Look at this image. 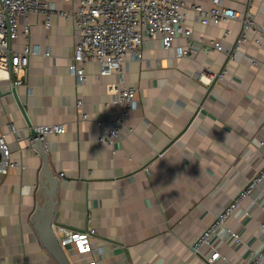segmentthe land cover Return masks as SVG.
<instances>
[{"label": "crops", "instance_id": "0c3cea01", "mask_svg": "<svg viewBox=\"0 0 264 264\" xmlns=\"http://www.w3.org/2000/svg\"><path fill=\"white\" fill-rule=\"evenodd\" d=\"M51 1L63 10L79 3ZM181 1L208 9L217 0ZM220 1L240 18L250 11L264 34V0ZM182 12L189 40L177 37L168 50L159 39L146 40L142 59L129 58L121 78L88 63L81 86L69 70L77 41L72 21L53 15L47 25L44 14H31L25 37L20 19L14 47L39 52L14 75L0 71V135L18 165L0 182V264H60L42 239L50 184L29 140L43 124L66 128L47 136L48 166L58 179L51 224L93 228L102 264H210L216 250L221 257L211 264H241L263 244L264 180L210 245L191 250L264 164V37L257 42L248 31L238 42L240 20L204 26L193 10ZM213 40L223 49L211 48ZM120 80L138 89L137 105L114 145L101 146L98 137L118 112L109 86ZM70 251L72 264H85Z\"/></svg>", "mask_w": 264, "mask_h": 264}, {"label": "built area", "instance_id": "2783aa9c", "mask_svg": "<svg viewBox=\"0 0 264 264\" xmlns=\"http://www.w3.org/2000/svg\"><path fill=\"white\" fill-rule=\"evenodd\" d=\"M74 5L76 0H66ZM193 10L204 26L211 23L219 24L229 19L240 20L242 34L238 42L245 41L246 33L254 31L256 41L264 37L261 26L254 15L248 11L242 18L238 12L222 5L220 0L214 5L204 9L200 4L193 2L186 4L181 0H79L77 6L69 10L57 9L51 0H0V71L12 75L26 69L30 57L38 54L37 47L26 45L23 49H16L15 42L20 34V19H23V34L29 36L30 26L27 23L31 14H44L46 24H49L53 15L61 16L72 21L77 41L74 45L69 70L76 79L77 86H81L86 78L85 66L88 63H98L103 74L117 73L120 78L127 60H141L142 47L146 40L159 39L165 50L173 46L177 37L189 40L192 29L188 25L186 14L182 8ZM204 42V38L200 39ZM211 48L222 50V40H213ZM235 50L234 52L236 51ZM234 52L230 55L233 57ZM186 51H180L183 56ZM15 85H21L22 80H16ZM109 91L112 101L118 106V112L109 122L105 134L98 137L99 145L113 146L121 136L125 121L137 105L138 89L125 86L120 80L111 84ZM83 104L82 98L77 106ZM83 119L85 114H81ZM103 126V122H99ZM11 132L20 140L18 130L13 123L9 124ZM37 137L31 136L30 147L34 153L41 155L37 140L47 151L49 134H63L66 128L62 124H43L35 126ZM18 165L12 159L11 151L0 135V182L1 178ZM62 173L59 177H62ZM264 180V164L262 168L248 181L230 202L214 216L212 221L193 240L191 250L199 254L201 249L211 244L212 238L225 225L226 221L241 207L243 201L249 198L259 184ZM264 230V222L261 224ZM53 235L69 259L72 257L70 248L77 255L82 256L85 264H102L104 250L94 243L96 231L93 228L77 231L63 224H52ZM237 239L238 234H232ZM221 254L216 250L208 263L217 260ZM71 261V260H70ZM241 264H264V242L257 250L251 252L250 257Z\"/></svg>", "mask_w": 264, "mask_h": 264}, {"label": "water", "instance_id": "95a60500", "mask_svg": "<svg viewBox=\"0 0 264 264\" xmlns=\"http://www.w3.org/2000/svg\"><path fill=\"white\" fill-rule=\"evenodd\" d=\"M33 136L36 138L37 133L34 131ZM38 148L40 150L41 156L44 160V172L49 182V190L47 193V207L43 210L42 214V224H41V232L42 239L45 242V245L50 249L51 253L57 259L60 264H72L70 259L67 257L61 246L59 245L57 239L53 235L52 231V218L54 214V195L57 186L58 179L53 176L51 170L49 169L47 162V154L43 149V146L39 140H37Z\"/></svg>", "mask_w": 264, "mask_h": 264}]
</instances>
